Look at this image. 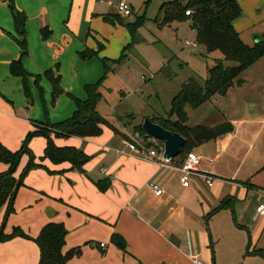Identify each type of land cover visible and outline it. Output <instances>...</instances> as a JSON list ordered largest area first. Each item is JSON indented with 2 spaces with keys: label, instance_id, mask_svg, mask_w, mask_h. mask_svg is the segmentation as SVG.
I'll use <instances>...</instances> for the list:
<instances>
[{
  "label": "crops",
  "instance_id": "crops-1",
  "mask_svg": "<svg viewBox=\"0 0 264 264\" xmlns=\"http://www.w3.org/2000/svg\"><path fill=\"white\" fill-rule=\"evenodd\" d=\"M13 1L27 17L28 54L23 55L24 37L8 3L0 0V143L16 152L37 124L73 117L75 100H86V87L103 80V60L111 72L100 89L103 99L97 110L106 118L104 89L125 67L136 36L116 20L119 14L112 0ZM237 1L250 19L240 18L234 26L252 47L264 40V0ZM186 22L192 27L191 21ZM45 28L50 31L47 39L42 36ZM86 50L98 56L84 59ZM122 57V62L112 63ZM19 61L28 74V93L24 79L11 70ZM50 77H60L65 92L55 102ZM256 81L260 87L236 106L238 114H224L222 123L231 122L234 132L191 153L200 157V164L188 187L181 183V159L162 164L119 152L130 126L120 128L111 122L117 131L105 127L99 137L55 138L58 147L82 149L92 158L84 172L72 170L69 163L55 165L44 159L47 140L33 138L29 148L44 168L26 176L14 212L7 218L6 207L0 212V232L3 229L10 236L18 228L27 237L0 239V264H39L41 252L35 240L50 223H62L67 230L64 254L81 249L68 264H240L246 248L264 249L260 246L264 216L257 215L264 204V70ZM29 161V155L22 157L16 178ZM8 169L0 163V174ZM106 180L111 184L102 192L97 183ZM150 182L163 189L162 196L152 192ZM224 202L226 207L215 212ZM240 231L250 233L248 246L246 238L238 243L224 241L226 234ZM113 234L126 240V252L111 242Z\"/></svg>",
  "mask_w": 264,
  "mask_h": 264
},
{
  "label": "trees",
  "instance_id": "trees-1",
  "mask_svg": "<svg viewBox=\"0 0 264 264\" xmlns=\"http://www.w3.org/2000/svg\"><path fill=\"white\" fill-rule=\"evenodd\" d=\"M8 3L16 24L18 33L24 37L23 55H27L26 23L27 17L20 12L13 0H4ZM191 11V16H186V12ZM243 15L242 8L237 0H190L187 5H183L179 0L164 4L160 9L159 20L161 25H170L173 22L191 21L192 28L197 32L198 43L203 45L208 53L220 52L224 60H217L215 65L208 71V78L203 84L195 79H191L183 84L180 92L173 98L169 115L175 117L176 121H162L161 119L153 122L159 124L172 133H178L186 139L182 153L176 159H181L182 164L186 161L194 149L227 134L233 133L235 128L231 122H224L214 127L195 126L189 127V121L186 107L198 109L214 96H226L230 89L235 86H241L244 81L240 79L241 75L262 57H264V40H260L254 46L246 45L234 23ZM115 18L121 24H125L132 34L136 36V31L145 23V18H138L135 23H125L121 16L115 15ZM108 22L112 20L106 18ZM50 35L48 29L42 30V36L47 39ZM102 48V47H100ZM98 56V53L92 50H86L82 57L90 59ZM120 61L112 63L122 62ZM105 65V76L103 80L94 85L86 87L87 99L75 100L76 111L72 118L53 124L49 121L36 125V130L29 133L23 147L16 152L8 150L0 143V163L9 166L8 171L0 174V212L6 207L7 218L14 212V202L19 189L24 186L26 176L35 169L44 168L36 162V157L29 148L31 140L35 137H44L47 140L44 159L50 160L53 164L59 165L69 163L71 169L84 172V167L91 161V157L82 149L74 147H58L54 139L81 137L92 138L103 134L104 128H110L117 131L116 128L104 118L97 110L98 104L103 99L101 87L111 72L107 60H103ZM231 62L235 66H227L225 63ZM12 73L15 76L24 79L26 92L28 93L27 77L28 74L22 67L21 62H15L12 65ZM53 86V102L65 92L61 87L60 77H50ZM135 133L147 138L148 135L143 128V123L135 127ZM125 138L127 136L124 135ZM24 155H29L30 161L20 178L15 177L20 161ZM264 171V167L262 168ZM111 184V180L100 181L97 183L102 192H106ZM226 207V203L215 211L218 212ZM67 230L62 223H50L46 225L38 238L35 240L41 252L39 264H68V261L82 252L80 248L73 249L68 253H63L66 243ZM14 237H24L26 234L16 228L13 234L5 236L3 229L0 232V239L6 241ZM111 242L120 250L126 252L127 242L120 234H113ZM247 254L257 255L264 258V249L250 251ZM137 264H143L138 262Z\"/></svg>",
  "mask_w": 264,
  "mask_h": 264
},
{
  "label": "rangeland",
  "instance_id": "rangeland-1",
  "mask_svg": "<svg viewBox=\"0 0 264 264\" xmlns=\"http://www.w3.org/2000/svg\"><path fill=\"white\" fill-rule=\"evenodd\" d=\"M112 1L118 5L119 0ZM173 1L176 0H130L134 13L126 17L127 20L135 23L138 18L143 17L145 23L136 31V40L125 67L121 68L118 77L111 78L109 87L104 89L102 102V114L110 123H117L120 128L130 126L129 133L125 135L127 137L136 134L135 126L147 119L175 122L176 118L169 115L171 101L182 85L191 79L203 84L216 61L224 60L222 53H208L198 43L189 23L161 25V7ZM179 1L187 5L190 0ZM242 18L250 19V14L243 10ZM186 42L197 43L198 46L193 48L187 46ZM225 64L235 66L231 62ZM261 70H264V57L241 75L240 79L247 81V84L244 82L231 89L228 97L215 96L198 109L187 106V125L215 126L222 123L225 113L238 114L235 113L236 106H240L260 87L256 80L259 79ZM226 235L225 242L232 240L238 243L246 238L247 246L250 243L248 231ZM260 246L264 247V236ZM244 253L245 257L240 264H264L263 257L247 254V248Z\"/></svg>",
  "mask_w": 264,
  "mask_h": 264
},
{
  "label": "built area",
  "instance_id": "built-area-1",
  "mask_svg": "<svg viewBox=\"0 0 264 264\" xmlns=\"http://www.w3.org/2000/svg\"><path fill=\"white\" fill-rule=\"evenodd\" d=\"M117 12L120 16L128 17L132 16L134 13L133 6L130 0H119L117 5ZM191 11L186 12V16H191ZM187 46L197 47V43L186 42ZM146 80V78L143 77ZM154 146L158 147L155 148ZM121 154L143 156L145 159L156 160L160 163H166L164 158L165 149L161 142L157 141L152 137H143L139 133L131 135L127 138L121 139L120 151ZM200 164V157L189 155L186 161L178 168L181 173V183L184 187H188L191 182L192 175L198 171V166ZM207 184L211 187L213 180L209 178ZM149 188L152 192L160 197L163 195V189L155 182H150ZM257 215L264 216V204H261L257 208ZM102 248L105 247L104 244L101 245ZM196 264H202L201 262H196Z\"/></svg>",
  "mask_w": 264,
  "mask_h": 264
},
{
  "label": "water",
  "instance_id": "water-1",
  "mask_svg": "<svg viewBox=\"0 0 264 264\" xmlns=\"http://www.w3.org/2000/svg\"><path fill=\"white\" fill-rule=\"evenodd\" d=\"M143 128L149 137L163 144L165 149L164 158L167 162H172L181 155L186 145V139L180 134L172 133L150 119L145 120Z\"/></svg>",
  "mask_w": 264,
  "mask_h": 264
}]
</instances>
